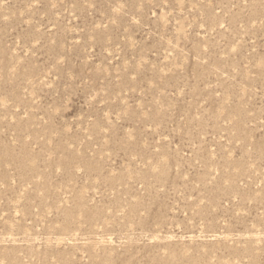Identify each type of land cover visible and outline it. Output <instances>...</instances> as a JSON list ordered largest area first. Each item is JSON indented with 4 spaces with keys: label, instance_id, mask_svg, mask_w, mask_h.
<instances>
[{
    "label": "rangeland",
    "instance_id": "1",
    "mask_svg": "<svg viewBox=\"0 0 264 264\" xmlns=\"http://www.w3.org/2000/svg\"><path fill=\"white\" fill-rule=\"evenodd\" d=\"M0 264H264V0H0Z\"/></svg>",
    "mask_w": 264,
    "mask_h": 264
}]
</instances>
